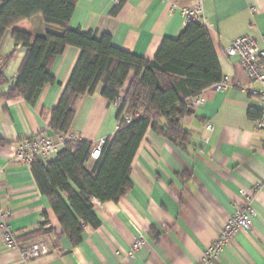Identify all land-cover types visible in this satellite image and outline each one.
Wrapping results in <instances>:
<instances>
[{
  "label": "crops",
  "instance_id": "crops-1",
  "mask_svg": "<svg viewBox=\"0 0 264 264\" xmlns=\"http://www.w3.org/2000/svg\"><path fill=\"white\" fill-rule=\"evenodd\" d=\"M192 2L79 0L70 27L97 32L98 37L109 34L115 47L153 61L162 43L177 39L187 26L181 12ZM202 6L222 77L230 78L232 85L224 91L210 87L202 92L205 104L182 120L191 135L185 147L146 131L132 163L131 191L119 202L94 201L101 226L86 227L77 246L62 234L32 166L14 157L21 141L40 135L52 137L58 147L50 162L64 149L49 128L51 113L81 51L68 47L55 60L56 82L46 85L33 105L22 97L4 99L26 57L13 31L35 37L48 27L38 15L7 31L0 44V62L14 56L3 71L6 83L0 85V218L7 215L6 223L20 246L40 242L46 249L26 263L18 251H7L0 241V264H264V129H257V121H264V98L252 93L263 87L249 78L238 57L227 55L230 43L243 35L264 46V0H202ZM133 76L129 75L117 102L108 103L101 96L102 84L82 97L68 134L93 143L94 148L112 139ZM250 111L256 118L249 117ZM97 166L90 158L86 169L92 172ZM244 192L254 195L250 231L241 230L218 257L208 259L226 221L244 205ZM46 220L45 229L52 228L53 234L21 240ZM141 238L144 244L132 257L130 252Z\"/></svg>",
  "mask_w": 264,
  "mask_h": 264
},
{
  "label": "trees",
  "instance_id": "trees-1",
  "mask_svg": "<svg viewBox=\"0 0 264 264\" xmlns=\"http://www.w3.org/2000/svg\"><path fill=\"white\" fill-rule=\"evenodd\" d=\"M79 0H0V44L7 31L22 21L42 16L48 29L35 37L14 30L16 44L26 49V57L14 86L2 97H22L33 105L41 90L56 79L55 60L68 47L81 51L70 80L56 108L49 128L56 135L68 134L79 100L100 94L108 103L117 102L130 74L133 79L117 113L118 129L105 141L97 170L86 164L94 144L82 140L64 142V149L53 162L35 160L33 174L62 227V234L74 246L82 241L86 227L97 229L101 222L94 212V201L119 202L132 189L131 167L144 135L151 129L171 144L185 147L190 133L182 120L193 114L191 100L222 80V72L207 27L189 22L177 39H166L155 59L146 61L113 45L109 34L82 32L70 27ZM117 11V10H116ZM14 53L0 62V85L6 83L3 71ZM250 111L249 117L256 118ZM126 117L131 119L127 122ZM34 138V137H32ZM31 139V138H29ZM24 142V141H21ZM40 228L21 240L53 234ZM17 242L20 243L17 238Z\"/></svg>",
  "mask_w": 264,
  "mask_h": 264
},
{
  "label": "built area",
  "instance_id": "built-area-1",
  "mask_svg": "<svg viewBox=\"0 0 264 264\" xmlns=\"http://www.w3.org/2000/svg\"><path fill=\"white\" fill-rule=\"evenodd\" d=\"M202 12V0H193L189 7L182 9L181 13L186 23L197 22L204 24ZM227 55L230 57H238L240 59L241 66L245 69L249 78L263 87L261 92L253 90L252 93L264 98V46L261 47L259 41L254 37L243 35L234 39L230 43L227 49ZM231 85V79L224 77L220 82L213 85L212 88L216 91H224ZM205 102L206 100L202 93L191 100L193 108L203 106ZM126 120L127 122L131 121L129 117H126ZM208 129L212 130L213 127L209 125ZM257 129H264V121H257ZM58 139L62 144L65 141L75 140L77 138L72 134H66L60 135ZM104 144L105 141H102L92 150L91 159L97 161L101 157V151ZM57 150L58 147L52 137L49 135H40L19 144L14 159L27 164H31L35 160H40L42 163L48 164ZM243 194L245 196L244 205L238 207L236 212L226 221L219 238L208 250V259L218 257L223 248L230 245L241 230L250 231L253 225L252 219L255 216V211L251 205L254 195L247 192H244ZM6 218L7 215H1L0 241L3 242L7 251H18L21 258L26 263L33 261L45 252L46 248L40 242H31L27 245L20 246L17 242V236L10 230L6 223ZM143 244L144 240L141 238L134 244L130 255L133 257L134 252L141 248Z\"/></svg>",
  "mask_w": 264,
  "mask_h": 264
},
{
  "label": "rangeland",
  "instance_id": "rangeland-1",
  "mask_svg": "<svg viewBox=\"0 0 264 264\" xmlns=\"http://www.w3.org/2000/svg\"><path fill=\"white\" fill-rule=\"evenodd\" d=\"M133 79V78H132Z\"/></svg>",
  "mask_w": 264,
  "mask_h": 264
}]
</instances>
